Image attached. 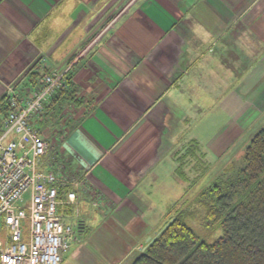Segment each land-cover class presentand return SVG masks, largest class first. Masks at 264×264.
Listing matches in <instances>:
<instances>
[{"label": "crops", "instance_id": "obj_1", "mask_svg": "<svg viewBox=\"0 0 264 264\" xmlns=\"http://www.w3.org/2000/svg\"><path fill=\"white\" fill-rule=\"evenodd\" d=\"M74 55L86 100L48 157L80 179L59 193L63 223H78L61 264H129L171 217L158 163L193 113L214 107L237 130L264 116V0H0V98Z\"/></svg>", "mask_w": 264, "mask_h": 264}, {"label": "trees", "instance_id": "obj_2", "mask_svg": "<svg viewBox=\"0 0 264 264\" xmlns=\"http://www.w3.org/2000/svg\"><path fill=\"white\" fill-rule=\"evenodd\" d=\"M70 69L63 75L61 88L52 94L34 120L35 126L45 122L44 116L46 121L55 117L61 120L65 107L71 102H82L76 97ZM45 72L31 73L28 83L34 86ZM8 110L3 95L0 135ZM41 135L50 142L49 137ZM56 145H51L54 151ZM190 149L185 147L183 153L176 155V175L182 180H187L184 168L191 165ZM242 163L232 176L176 202L169 220L129 264H264V125L251 138L242 154ZM197 164L191 169L197 170ZM203 169H207L205 164ZM199 215L207 233L221 229V236L212 242L200 240L188 225V220Z\"/></svg>", "mask_w": 264, "mask_h": 264}, {"label": "built area", "instance_id": "obj_3", "mask_svg": "<svg viewBox=\"0 0 264 264\" xmlns=\"http://www.w3.org/2000/svg\"><path fill=\"white\" fill-rule=\"evenodd\" d=\"M63 76L43 74L22 95L9 85L4 93L9 107L0 135V264H61L75 238L58 211L59 192L77 187L80 179L50 168L51 142L34 120L62 86ZM73 203L75 192H67Z\"/></svg>", "mask_w": 264, "mask_h": 264}, {"label": "rangeland", "instance_id": "obj_4", "mask_svg": "<svg viewBox=\"0 0 264 264\" xmlns=\"http://www.w3.org/2000/svg\"><path fill=\"white\" fill-rule=\"evenodd\" d=\"M82 49H84V47ZM77 62L78 58L74 55L69 59L65 66L56 73L63 76L70 68L71 72H73ZM45 73L48 74L50 72L46 71ZM78 92L79 90H76V94ZM76 97L83 100V102L86 100L85 97L81 96V93ZM73 104L74 103L71 102L69 105L72 106ZM207 108L209 109L205 112L193 113L194 118L188 122L189 125L183 130L184 137L180 138V142L176 141L175 145L169 143L166 144V149L168 147L173 148L165 152V155L158 163V170H161L162 172V180L167 183V186L161 187L159 191L161 193L166 191L169 196L172 195L173 198L171 200L174 202H172L173 205L183 197L186 198L195 195L202 188L217 180H224L228 176H232L234 172L242 166V154L248 146L251 138L264 125L263 116L250 128L244 129L241 127L238 130L234 126L227 128L224 126L228 125L231 121L230 119H227L229 113L212 112L214 107L211 106ZM67 110L68 107L63 109L61 120H58V118L55 117L52 118V120L49 119L50 121H46L47 118L44 116L45 122L37 123L36 126L41 129V133H43L44 136H47L52 140L54 139L56 142V140L59 139L57 133L59 131V133L62 132L64 128L62 125L64 124V121H67L68 119ZM178 131H182V129H178ZM218 133L219 136L215 138ZM180 147L191 148L189 151V156L191 157V159L189 158V163H191V166L198 163L196 167L197 170L191 169L190 167L184 168L187 180H182L175 174L177 163L176 161H173L172 156L175 148L178 149ZM192 151L195 153L193 154ZM204 164L207 166L206 170L203 169ZM227 168L228 170H226ZM78 192L83 195L80 200L85 202L87 212L96 214L97 207H94V202L87 197L81 188H78ZM62 216L64 217V215ZM64 221L68 224H72L76 232L75 237H78L77 219L75 217L71 218L65 216ZM188 225L197 233L199 239L203 241L212 242L222 234L221 229L207 233L201 223L200 215L192 220H188ZM74 241L75 240L70 242L71 246H74Z\"/></svg>", "mask_w": 264, "mask_h": 264}, {"label": "water", "instance_id": "obj_5", "mask_svg": "<svg viewBox=\"0 0 264 264\" xmlns=\"http://www.w3.org/2000/svg\"><path fill=\"white\" fill-rule=\"evenodd\" d=\"M151 239L149 238V239H147V243L150 241Z\"/></svg>", "mask_w": 264, "mask_h": 264}]
</instances>
